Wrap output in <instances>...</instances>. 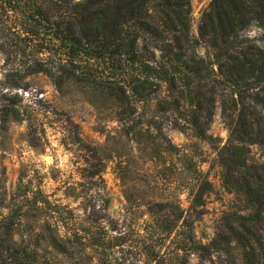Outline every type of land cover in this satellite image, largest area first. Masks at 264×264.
<instances>
[{
    "label": "trees",
    "instance_id": "16d2710c",
    "mask_svg": "<svg viewBox=\"0 0 264 264\" xmlns=\"http://www.w3.org/2000/svg\"><path fill=\"white\" fill-rule=\"evenodd\" d=\"M253 24L264 31V0H211L197 38L190 0H0L4 87L34 74L60 91L79 84L113 105L125 132L140 138H160L164 115L174 128L206 138L219 103L229 139L217 159L238 205L203 245L179 204H149L159 234L144 236L142 247L155 264H189L191 254L211 253L221 264H264V160L250 157V146H264V49L244 36ZM199 45L210 52L199 54ZM5 260L36 262L25 250Z\"/></svg>",
    "mask_w": 264,
    "mask_h": 264
},
{
    "label": "rangeland",
    "instance_id": "374dc122",
    "mask_svg": "<svg viewBox=\"0 0 264 264\" xmlns=\"http://www.w3.org/2000/svg\"><path fill=\"white\" fill-rule=\"evenodd\" d=\"M210 1L190 0L195 38ZM244 36L264 49L256 25ZM3 60L0 53V264L23 250L34 264H155L142 247L144 236L159 234L148 206L165 201L179 204L196 240L209 244L223 214L238 205L217 159L229 139L218 102L206 138L174 128L172 115L161 117L160 138H140L125 132L113 105L79 84L60 91L34 74L4 87ZM250 157L264 160V146H250ZM202 182L209 185L197 202ZM189 264L221 258L191 254Z\"/></svg>",
    "mask_w": 264,
    "mask_h": 264
}]
</instances>
